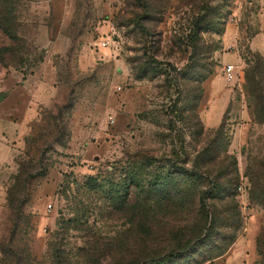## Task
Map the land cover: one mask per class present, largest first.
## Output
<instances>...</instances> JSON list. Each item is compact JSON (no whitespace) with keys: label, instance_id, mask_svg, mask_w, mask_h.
Segmentation results:
<instances>
[{"label":"rangeland","instance_id":"1","mask_svg":"<svg viewBox=\"0 0 264 264\" xmlns=\"http://www.w3.org/2000/svg\"><path fill=\"white\" fill-rule=\"evenodd\" d=\"M259 35L262 0H0V106L58 76L26 148L0 138V264H264Z\"/></svg>","mask_w":264,"mask_h":264},{"label":"crops","instance_id":"2","mask_svg":"<svg viewBox=\"0 0 264 264\" xmlns=\"http://www.w3.org/2000/svg\"><path fill=\"white\" fill-rule=\"evenodd\" d=\"M262 1L264 2V0ZM237 35L235 36L236 45L238 44ZM263 44L264 39L262 35L257 36L252 42L254 50L262 51L264 49ZM15 81L18 84H15V82L11 91L5 90L6 96L1 101L0 112H7L9 114L7 116L4 114L6 119L3 120L5 122H0V138L6 142H9V139H11L12 146L16 148H14V151L21 153L26 148L31 136L36 135L35 132L39 127L40 122L38 120L42 110L40 103L44 96L47 97L56 91L58 76L53 73H46L45 75L35 73L28 76L20 74L18 77L16 76ZM221 85V76L219 74L214 75L205 82L204 87L206 92L203 104L204 106L206 105L205 108H209V105H212L214 98H220V100L226 101L230 97L223 95ZM222 112L223 110H219L215 112L214 116L211 115L212 113L208 114V122L218 121Z\"/></svg>","mask_w":264,"mask_h":264},{"label":"built area","instance_id":"3","mask_svg":"<svg viewBox=\"0 0 264 264\" xmlns=\"http://www.w3.org/2000/svg\"><path fill=\"white\" fill-rule=\"evenodd\" d=\"M102 47L106 48L108 45H109V42H102ZM225 76H226V80L228 82H235L236 80V74H235V66L234 65H228L226 68H225ZM240 190L242 191L243 190V187H240Z\"/></svg>","mask_w":264,"mask_h":264},{"label":"trees","instance_id":"4","mask_svg":"<svg viewBox=\"0 0 264 264\" xmlns=\"http://www.w3.org/2000/svg\"><path fill=\"white\" fill-rule=\"evenodd\" d=\"M212 76H213V75H212ZM235 180H236V179L233 178V179L231 180V182H230V185H233V184L235 183Z\"/></svg>","mask_w":264,"mask_h":264}]
</instances>
